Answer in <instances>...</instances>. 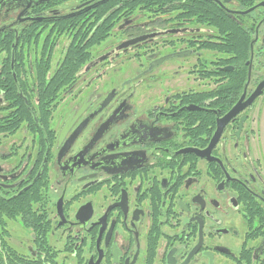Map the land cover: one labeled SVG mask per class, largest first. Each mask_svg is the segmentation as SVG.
<instances>
[{
  "label": "flooded vegetation",
  "instance_id": "af4514ba",
  "mask_svg": "<svg viewBox=\"0 0 264 264\" xmlns=\"http://www.w3.org/2000/svg\"><path fill=\"white\" fill-rule=\"evenodd\" d=\"M0 264H264V0H0Z\"/></svg>",
  "mask_w": 264,
  "mask_h": 264
}]
</instances>
